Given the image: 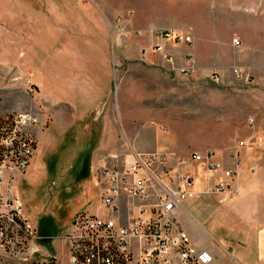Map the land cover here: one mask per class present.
Instances as JSON below:
<instances>
[{"label":"rangeland","instance_id":"374dc122","mask_svg":"<svg viewBox=\"0 0 264 264\" xmlns=\"http://www.w3.org/2000/svg\"><path fill=\"white\" fill-rule=\"evenodd\" d=\"M188 27L194 30L192 47L194 55V49L197 52L196 69L200 59L203 65L212 68L209 76L177 75L158 56L145 61L140 47L147 44V37L132 36L124 42L117 39L119 29L150 31ZM76 34H95L97 49L94 51L98 60L103 56L99 52L102 45L106 48L107 81L101 76L98 83H115L111 108L117 121L118 114L133 108L142 111V124L150 126L149 120L158 116V123L167 129L166 134L160 133L164 137L176 135L183 147L188 144L183 140L188 129L193 128L189 141L195 142L196 148L190 154L200 151V147L210 149L214 144L227 143L230 140L226 133L230 122L227 120L238 122V126L246 124V86L230 89L222 83H244L234 78L231 69L245 68L253 51L264 50V0H0V55L10 51L19 58L23 52L20 57L31 61V66L23 68L21 76L14 78L13 83L23 84H11L1 91V105L15 112H30L39 87L33 84L27 90L24 83H38L40 40L45 35L50 38L49 43L54 42L53 35L58 38L60 50L49 55L48 62L62 68L63 50L74 42L72 35ZM235 38L241 41V46H234ZM54 70L55 65L48 64V73L52 75ZM226 72L230 74L227 77ZM214 73L220 75V82L212 80ZM250 83L261 82L253 79ZM200 127L205 130V136L198 134ZM54 144L45 150L39 143L41 168L32 178H16L14 188L24 200V217L30 229L28 233H14L13 237L0 235V264H68L65 240L71 223L68 220L77 213L98 209V197L82 196L79 184L72 180L78 170L77 165L70 169L76 155L74 150ZM82 154L87 157V152ZM67 172L72 173L66 175ZM213 206L218 211L222 209ZM212 208L205 202L190 213L203 222ZM46 221L53 223L50 236L41 233ZM219 232L221 229L215 228L212 233L218 242L222 236H218ZM195 233L193 240L197 248L218 246L202 228L197 227ZM63 241L65 247H61Z\"/></svg>","mask_w":264,"mask_h":264},{"label":"crops","instance_id":"0c3cea01","mask_svg":"<svg viewBox=\"0 0 264 264\" xmlns=\"http://www.w3.org/2000/svg\"><path fill=\"white\" fill-rule=\"evenodd\" d=\"M53 36L52 43L48 42L50 38L46 35L42 38L43 40H40L37 61L38 83H32L39 87L34 99L35 104L30 111L38 119L36 155L27 172L17 177L32 178L35 171L41 168L39 143L45 150L48 146L54 147V143L62 148H72L76 155L73 157L74 163L70 169L75 168L76 165L78 167L75 178L72 180L79 184L82 196L90 195L94 199L98 197L97 212L90 214L104 216L105 212L101 205L103 190L99 174L106 165L113 162L114 157L130 160L136 153L166 155L171 167L179 173H189L194 178L195 197L182 201L174 212L176 220L188 233L192 243L196 245L193 238H196L197 227L202 228L213 239L215 238L212 233L215 232V228H220L221 234H217L219 237L222 236L218 238L219 242L215 239L218 246L212 249L198 246V249L205 250L214 256L215 264H264V50L253 51L245 67L254 80L261 82L245 85L248 90L246 124L238 126V122L227 120L230 121L226 125V133L230 137L227 143L222 146L214 144L210 146V149L200 147V151L193 152V154L213 152L215 163L227 169H237V175L232 183L235 196L229 203L222 205L219 197L209 192L221 177V171L208 170L203 164L194 161L193 154H190L191 150L196 148L195 142L189 141L190 130L194 129H188L183 139L187 140L188 144L183 147L176 135L164 137L161 134H166L167 129L158 123V116L152 120L148 119L151 122L150 126L142 124L144 121L142 111L133 108L118 114L119 121H117L111 108V94L115 83H98L101 76L106 79V57L104 56L106 48L102 45L99 52L103 56L101 60H98L94 51L97 49L95 34L72 35L75 40L63 50L65 55L60 68L57 64L48 62L51 58L49 55L58 53L60 50L57 44L58 38ZM152 43L148 39L147 44L142 46ZM119 46L121 50L123 43ZM84 47L88 49L85 50ZM194 51L197 58V52L195 49ZM190 52H193V47L180 46L173 50L178 68L185 66V55ZM21 54L23 52L19 53V58L17 54L11 55L10 51L8 54L4 52L0 55V96H2L1 91L6 90L9 85L23 84L13 83L15 77L21 76L23 68L31 66V61H24V57H20ZM156 56L168 70L172 71L160 55H149V61ZM16 63L18 67L15 66ZM48 64L55 65L52 75L48 73ZM198 67L193 73L195 77L209 76L212 73L210 70L212 68L203 65L200 59ZM175 74L178 75L179 72ZM229 75L226 72V77ZM222 85L236 89L244 84L222 83ZM230 99L236 98L230 97ZM8 108L13 110L11 107ZM242 123L245 121L243 120ZM204 133L205 130L200 127L198 134L204 135ZM83 152H87V157H83ZM129 152L131 154H127ZM70 173L67 172L66 175ZM15 191L25 207L21 195L17 190ZM205 202L213 208L202 222L190 213V210ZM213 205L217 208L221 206L222 209L218 211ZM24 209L23 216L26 217ZM76 215L71 216L68 222H71ZM51 224L53 228V223ZM56 246L57 242L54 240L53 247L56 248ZM61 247H65L64 241Z\"/></svg>","mask_w":264,"mask_h":264},{"label":"built area","instance_id":"2783aa9c","mask_svg":"<svg viewBox=\"0 0 264 264\" xmlns=\"http://www.w3.org/2000/svg\"><path fill=\"white\" fill-rule=\"evenodd\" d=\"M135 36L153 43L141 47L144 60L160 55L173 72L193 76L197 61L193 52L185 55V66H176L173 50L192 47L194 30L164 29L130 31L119 29L117 39ZM234 46H241L239 39ZM234 78L247 85L253 80L240 66L231 69ZM214 73L212 80L220 82ZM219 84V83H216ZM27 90L32 83H25ZM37 117L31 112H15L0 102V235L29 232L23 204L15 193L17 175L25 174L37 150ZM173 156L171 155V158ZM214 153H194L192 159L208 170H220L221 177L209 190L224 205L235 193L232 183L236 168L213 161ZM100 171L101 205L104 216L79 213L71 221L65 240L68 264H215V258L198 249L174 216L182 201L195 197L194 178L171 167L163 154L136 153L132 159L114 157Z\"/></svg>","mask_w":264,"mask_h":264},{"label":"trees","instance_id":"16d2710c","mask_svg":"<svg viewBox=\"0 0 264 264\" xmlns=\"http://www.w3.org/2000/svg\"><path fill=\"white\" fill-rule=\"evenodd\" d=\"M52 227V224H51V222H49V221H46V223H45V228L44 227H41V233H44L45 235H48V236H50V233H49V231H50V228ZM45 230V231H44ZM43 231V232H42ZM53 264V263H52Z\"/></svg>","mask_w":264,"mask_h":264},{"label":"flooded vegetation","instance_id":"af4514ba","mask_svg":"<svg viewBox=\"0 0 264 264\" xmlns=\"http://www.w3.org/2000/svg\"><path fill=\"white\" fill-rule=\"evenodd\" d=\"M42 230V229H41Z\"/></svg>","mask_w":264,"mask_h":264}]
</instances>
